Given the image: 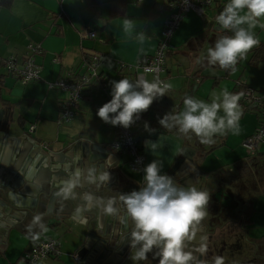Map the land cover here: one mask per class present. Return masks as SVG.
<instances>
[{
  "label": "crops",
  "instance_id": "crops-1",
  "mask_svg": "<svg viewBox=\"0 0 264 264\" xmlns=\"http://www.w3.org/2000/svg\"><path fill=\"white\" fill-rule=\"evenodd\" d=\"M110 1L113 0H13L9 8H0V118L10 122L11 136L27 137L38 146L35 150L66 152L69 146L78 142H89L98 146L108 156L109 164L114 167L122 166L127 176V184L131 185H138L143 181L142 170L151 161H158L162 165L161 174H165L179 158L182 149L189 148L193 153V163L200 172L199 183L194 186L197 189L204 187L206 177L221 168L232 166L248 154L245 152L241 158L243 151L239 144L256 131L259 122L256 115L244 113L239 120L238 134L228 132L225 135H216L211 144L201 143L194 134H180L176 128L164 129L158 121L170 111H182L183 100L193 89L199 92L198 95L204 94L206 101L211 99L213 91L219 92L227 88L229 92L235 93L237 84L264 94V60L255 66H249L247 63L250 51L245 59L237 63L235 71L228 70L226 73L218 65L210 66L206 61H201L207 49L225 32L215 22V17L228 0H213L212 6L204 11L203 16H197L193 12L185 13L167 42V57L173 56V64L177 68H183L184 73L180 74L177 70L175 76L164 79L160 76L161 80L171 84L173 80L181 79L183 86L177 90L172 88L144 112L143 123L135 130V141L146 161L139 172H131L127 165L128 157L111 149L114 132L97 117L96 112L111 99V81L127 78L135 82V74L120 70L117 64L132 67L140 59L152 56L161 40L166 20L179 10L170 6L168 0H125L122 15L111 19ZM125 16L135 19L136 32L145 33L143 43L135 38V34L128 37L123 32L122 21ZM261 22L264 23V20ZM81 29L91 30L95 37L92 40L82 38L79 34ZM254 32L260 40L259 45H264V29L256 27ZM28 44L42 48L41 55L33 56L41 68L40 78L30 84H21L5 71L3 65L9 58L22 62ZM85 52L87 57L96 53L109 59L110 62L100 71L101 78L107 83L85 89L75 119L64 126L67 130L61 133L58 123L42 114L48 97L49 100L55 98L57 101L63 98L59 91L48 87L50 83L66 77L67 74L82 73L77 69ZM167 67L166 64V70ZM167 74L170 75V70H167ZM145 79L154 80L151 75H146ZM179 92L184 94L181 98L174 96ZM57 104L59 106V102ZM29 105H32V109ZM145 122L155 131L146 130ZM30 127H33L32 132L29 131ZM149 140L158 141L155 150L150 151L146 147L145 142ZM42 142L47 144L46 148L41 146ZM259 152L264 153V144ZM110 177L107 184L121 179L116 170L112 171ZM207 218L208 216L200 223L207 224ZM49 223L55 221L49 219ZM78 228V235H73L68 230L54 231L52 226L41 232L35 229L12 231L6 239L4 249L0 250V255L5 254L6 249L12 245V249L16 250L15 259L9 258L7 262L0 264H20L23 253L31 243L45 238H53L59 242L62 257L49 258L42 264H76L74 255L82 246L84 237L82 228ZM258 229L264 230V194L256 199L250 224L243 229L248 243H258L264 237L263 235L258 239ZM196 232L195 229L194 233ZM134 252L133 250L128 255L123 264H134L130 259ZM241 264H249V260H244Z\"/></svg>",
  "mask_w": 264,
  "mask_h": 264
},
{
  "label": "clouds",
  "instance_id": "clouds-1",
  "mask_svg": "<svg viewBox=\"0 0 264 264\" xmlns=\"http://www.w3.org/2000/svg\"><path fill=\"white\" fill-rule=\"evenodd\" d=\"M182 2L187 5L188 0ZM262 20L264 0H228L215 17V22L221 30L231 34L217 38L207 49L206 55L201 57V61H206L210 66L218 65L221 69L235 71L237 63L260 44L254 29H264ZM122 29L128 37L135 34L141 43L145 40L144 32L135 31L134 18L125 16ZM110 83L111 99L98 108L96 115L106 124L125 129L131 127L155 100L164 97L173 88L171 83L158 78L153 81L139 78L135 82L122 78ZM239 101L240 95L229 92L227 88L213 91L210 101L185 96L182 111H170L158 122L164 129L176 128L180 134H194L201 143L211 144L216 135L239 133ZM145 129L155 131L150 129L147 122ZM157 143L149 140L145 145L151 151L156 149ZM161 169L162 165L158 161H151L142 170L143 185H140L139 190L120 196L126 215L133 224L130 247L136 250L130 259L135 264L148 260V254L153 253V258H158V264H205L192 251H186V247L194 235V226L199 225L208 214L211 195L195 186H177L172 176L161 174ZM76 176H81V172H77ZM110 178L109 171L100 173L98 177L102 183H108ZM87 179L96 182L93 170H89ZM64 183L67 187L62 191L68 194L75 184L72 180ZM85 200L91 205L92 195H86ZM103 210L107 214H115L117 211L111 200ZM38 220L39 217L34 218V222ZM198 251L203 255L207 248L201 243ZM213 264H225V258L216 256Z\"/></svg>",
  "mask_w": 264,
  "mask_h": 264
},
{
  "label": "water",
  "instance_id": "water-1",
  "mask_svg": "<svg viewBox=\"0 0 264 264\" xmlns=\"http://www.w3.org/2000/svg\"><path fill=\"white\" fill-rule=\"evenodd\" d=\"M9 126L8 119L0 118V250L12 231L41 232L52 226L54 231L68 230L78 235L80 227L84 237L74 255L76 264H93L104 253L117 258L108 264H122L134 248L130 247L133 224L120 196L140 186L130 187L122 166L109 164L108 156L94 144L78 142L66 152L35 150L38 146L27 137L11 136ZM89 170L97 177L94 183L87 179ZM113 170L121 179L112 184L99 181L100 173L109 171L111 175ZM77 172L81 176L77 177ZM165 174L172 176L177 186L197 185L200 172L193 163L192 151L183 148ZM68 180L75 187L65 194L62 189ZM88 194L93 197L91 205L85 200ZM110 200L117 209L115 214L103 210ZM35 217L39 220L34 222ZM49 219L55 223H49ZM203 239L204 234L194 233L188 242L200 245Z\"/></svg>",
  "mask_w": 264,
  "mask_h": 264
},
{
  "label": "built area",
  "instance_id": "built-area-1",
  "mask_svg": "<svg viewBox=\"0 0 264 264\" xmlns=\"http://www.w3.org/2000/svg\"><path fill=\"white\" fill-rule=\"evenodd\" d=\"M169 5L177 7L179 12L173 14L166 20L161 40L157 46L155 53L147 58L140 59L135 66L127 67L124 64H117L120 70L133 72L135 76L133 80L145 78L151 75L154 80L160 79L161 74L165 70L166 59L168 54L167 42L177 29L183 15L193 12L197 16H203L204 11L212 6L213 0H188L185 5L182 0H168ZM79 34L84 39H93L95 37L91 30L81 29ZM27 53L22 62H17L15 58H9L4 63V69L8 74L13 75L23 84L33 83L39 80L40 66L35 62L34 55H41L42 48L39 45L28 44L26 46ZM109 59L100 54L91 53L86 61L81 65L82 73L67 74L66 77L56 80L49 84V88L55 89L63 94V98L59 101V124L67 125L76 116L79 103L82 100L83 85H88L99 76L101 69L109 63ZM163 81V80H161ZM242 97L245 101H249L253 94L247 88L241 90ZM144 116L140 118L129 128L125 129L120 126H112L107 124L114 132V139L110 145L111 149L119 154L128 157V168L131 172H139L145 163V155L140 150L135 141V130L143 123ZM58 124V125H59ZM33 131V127L29 128ZM264 144V120L258 122L256 131L242 141V147L248 154H254L260 150ZM42 147H46L45 143H41ZM60 244L56 239L45 238L40 239L24 256H22L23 264H41L47 258H59L61 256Z\"/></svg>",
  "mask_w": 264,
  "mask_h": 264
},
{
  "label": "rangeland",
  "instance_id": "rangeland-1",
  "mask_svg": "<svg viewBox=\"0 0 264 264\" xmlns=\"http://www.w3.org/2000/svg\"><path fill=\"white\" fill-rule=\"evenodd\" d=\"M172 57L173 56H170L169 58L167 57L166 59L167 61L166 64L168 66L167 70H170V75L167 74V70L165 68L164 72L161 74L162 79L166 78L167 76H170V77L175 76L177 70H179L180 74L184 73L183 68H177L176 65L173 64L174 60L172 59ZM197 81L199 82L198 79ZM20 83L23 84L22 82ZM172 85H173V89L175 90L181 89L183 86V82L181 79L173 80ZM45 86L47 88L48 84ZM242 89L243 87L237 84L235 93L239 94L238 91H240L241 93ZM178 91H181V90H178ZM192 91H193L192 93L190 94L188 93L186 95L193 96L195 98L206 101V98H205L206 96H204V94L198 95L199 92L196 91L195 89H193ZM60 94L62 93L60 92ZM39 95H42V94L40 93ZM183 95L184 94L181 92L174 94V96L179 97V98H181ZM59 101H57L55 98H53L52 100L51 99L49 100V97H48L42 109V114L44 115L45 118L51 119V120L54 119L56 123L58 124H59L58 120H59V107L60 106H58L57 103ZM29 108L32 109V105H29ZM246 113L249 114V112H246ZM143 116H144V113H143ZM58 124L57 126L60 129L61 133L67 130L66 128H64V126H67V125H60V124L58 125ZM239 145L243 151L241 155V158H242L246 150L242 147V141L240 142ZM220 172L229 174V173H232V170L231 171H220ZM218 174H221V173H218ZM224 177H227V176L219 177L213 174L209 177H206L204 187L199 188L200 190H205L209 192L211 195V199H210L208 209H207L208 218L206 219V222H207V226H210V224L212 226L210 228L207 227L209 228V230H206L207 234H204V239H203V244L207 248L206 253L201 255L198 251V247L195 248L194 246H192L193 244H191L190 242H187L186 251H192L193 254L197 257L201 255L200 260L204 261L205 264H213L214 258L216 256H223L225 258V264H241L244 260L249 259V255L246 254V249H248V245H250L251 243H248L246 241L244 233H243V228H242V226H244L243 217L246 212L241 213V206L244 204L243 203L244 201H247L249 203V198H253L254 196H256L258 192H260V190L263 189V187L260 182L249 183L251 179V174H249V176H247L244 180H242V182L240 181L237 182V181L227 179L229 181L227 183ZM239 186H241V188H239L238 190L237 188ZM232 193H234L236 198L235 196H231ZM238 202L239 204H237ZM245 206H248V205L245 204ZM198 227L199 228L205 227V224L200 223ZM263 231L264 230L262 229H258L256 231L258 239H260L264 235ZM14 242L15 241H13V243ZM33 243H31L28 249L32 248V246L34 245ZM257 245H260V244H257ZM11 246L12 245H10L8 249H6L5 254L0 255V263L7 262L9 258L15 259L14 257H15L16 250L12 249ZM26 251L23 253L22 256H24ZM61 254H62V251H61ZM147 262H152V264H158V258L154 259L153 253H149L148 260L141 261L140 264H146ZM21 263H22V260L20 261V264Z\"/></svg>",
  "mask_w": 264,
  "mask_h": 264
},
{
  "label": "trees",
  "instance_id": "trees-1",
  "mask_svg": "<svg viewBox=\"0 0 264 264\" xmlns=\"http://www.w3.org/2000/svg\"><path fill=\"white\" fill-rule=\"evenodd\" d=\"M12 1L13 0H0V8H5V9L9 8L12 4ZM125 4H126L125 0L110 1V7L112 10L110 18L114 19L122 15V10ZM226 34L230 35L231 33L223 32V35H226ZM86 59H87V53L85 52L81 65L84 61H86ZM262 60H264V45H258L255 49L251 50L250 58H248L247 64L249 66H255L257 63H259ZM81 65L77 69V71L80 70ZM227 71L228 70H225V73ZM106 83L107 82H104L101 76H99L97 79H95L93 82L89 83L88 85H83V95L85 93L86 88L92 87L95 85H105ZM240 86L243 88H246L242 85ZM249 90L253 94V97L249 101H245L240 91H238L240 95L239 104H240L241 115H243L246 112H250V113L255 114L259 121L263 122L264 120V94L259 91H253L251 89ZM231 170H232V173H229V174L220 172V171H231ZM218 173H221V174H218ZM249 174H251V179L249 183L260 182L263 189L260 190V192H258V194L254 196L253 198H249V203L247 201L243 202L244 204L241 206V213L246 212L243 217V224H244V226H242L243 229H245L246 226L250 224V216L253 212V204L255 203L256 199H258L264 194V153L258 151L254 154H247L245 158L242 159L241 161L236 162L232 166L221 168L220 170L214 173V175L219 176V177L227 176V177H224L227 183L229 182L227 179L237 181V182L239 181L242 182V180H244L247 176H249ZM239 188H241V186H239L237 189L239 190ZM231 196H235L234 193H232ZM237 204H239V202ZM245 204H247L248 206H245ZM257 244H260V245H257ZM246 254L249 255V259H248L249 264H264V237L261 238V241L259 243L248 245V249H246Z\"/></svg>",
  "mask_w": 264,
  "mask_h": 264
},
{
  "label": "flooded vegetation",
  "instance_id": "flooded-vegetation-1",
  "mask_svg": "<svg viewBox=\"0 0 264 264\" xmlns=\"http://www.w3.org/2000/svg\"><path fill=\"white\" fill-rule=\"evenodd\" d=\"M139 186L141 185H143V181H141L139 184H138ZM129 186L130 187H133L134 185H131V184H129ZM205 224V223H204ZM199 225H195L194 227H195V229L197 230V234H207V232H206V230H209V228L212 226L211 224H210V226H207V224H205V227H202V228H199L198 227ZM207 227H209V228H207ZM198 228V229H197ZM205 237H206V235H205ZM191 243V242H190ZM191 244H193V243H191ZM192 246H194L195 248H199V246H197V245H195V244H193ZM136 249L134 248V251H135ZM117 260V258L116 257H114L113 255H111V254H109V253H104V254H102V255H99L94 261H93V264H108V263H110V262H115ZM126 260V259H125ZM124 260V261H125ZM123 264V263H122Z\"/></svg>",
  "mask_w": 264,
  "mask_h": 264
}]
</instances>
